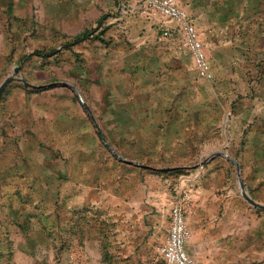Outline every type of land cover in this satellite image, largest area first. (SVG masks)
Returning <instances> with one entry per match:
<instances>
[{
    "label": "rangeland",
    "instance_id": "374dc122",
    "mask_svg": "<svg viewBox=\"0 0 264 264\" xmlns=\"http://www.w3.org/2000/svg\"><path fill=\"white\" fill-rule=\"evenodd\" d=\"M213 5L207 81L133 0H0V264H163L206 183L264 215V0Z\"/></svg>",
    "mask_w": 264,
    "mask_h": 264
},
{
    "label": "crops",
    "instance_id": "0c3cea01",
    "mask_svg": "<svg viewBox=\"0 0 264 264\" xmlns=\"http://www.w3.org/2000/svg\"><path fill=\"white\" fill-rule=\"evenodd\" d=\"M180 2L191 13L207 50L209 46H217L218 38L224 33L213 13L214 0ZM260 19L256 30L260 27L259 37H264V11ZM158 21L151 23L170 28V35L176 30L172 20L159 18ZM217 156L225 155L216 154L214 157ZM170 211L171 207L166 232L160 242L168 234ZM188 215L192 236L186 249L190 255L207 264H264V215H252L254 223L251 222L247 218L245 203L234 187L209 183L198 185Z\"/></svg>",
    "mask_w": 264,
    "mask_h": 264
},
{
    "label": "built area",
    "instance_id": "2783aa9c",
    "mask_svg": "<svg viewBox=\"0 0 264 264\" xmlns=\"http://www.w3.org/2000/svg\"><path fill=\"white\" fill-rule=\"evenodd\" d=\"M140 13L148 19H170L178 32L180 47L192 57L197 75L207 81L214 80V73L207 55V47L202 40L191 13L180 0H133ZM166 36L170 28H163ZM193 201V191L182 190L174 200L170 211V223L166 239L156 245V253L163 264H207L189 254L186 244L192 231L188 213Z\"/></svg>",
    "mask_w": 264,
    "mask_h": 264
},
{
    "label": "water",
    "instance_id": "95a60500",
    "mask_svg": "<svg viewBox=\"0 0 264 264\" xmlns=\"http://www.w3.org/2000/svg\"><path fill=\"white\" fill-rule=\"evenodd\" d=\"M19 71V68H16L15 69V72L17 73ZM15 79V76L14 75H10L8 76L3 82L2 84L0 85V96L1 94L3 93V91L6 89V87ZM22 81L24 83H28L25 79H22ZM88 108V107H87ZM89 112L91 113V110L88 108ZM228 157V155H227ZM237 164V172H238V177H239V181H240V187H241V193L242 195L244 196V198L253 206L259 208V209H262L264 210V204H261L257 201H255L254 199H252L248 192H247V189H246V186L243 182V179H242V176H241V169H240V166L239 164L236 162Z\"/></svg>",
    "mask_w": 264,
    "mask_h": 264
},
{
    "label": "bare ground",
    "instance_id": "6f19581e",
    "mask_svg": "<svg viewBox=\"0 0 264 264\" xmlns=\"http://www.w3.org/2000/svg\"><path fill=\"white\" fill-rule=\"evenodd\" d=\"M240 182V181H239ZM240 189H241V187H240Z\"/></svg>",
    "mask_w": 264,
    "mask_h": 264
}]
</instances>
